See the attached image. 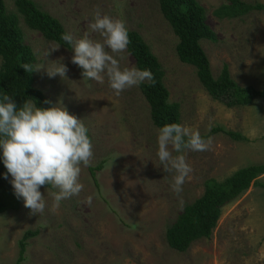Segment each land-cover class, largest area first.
Masks as SVG:
<instances>
[{
	"label": "rangeland",
	"instance_id": "rangeland-1",
	"mask_svg": "<svg viewBox=\"0 0 264 264\" xmlns=\"http://www.w3.org/2000/svg\"><path fill=\"white\" fill-rule=\"evenodd\" d=\"M31 1L75 38L88 33L90 39L102 42L99 33L88 29L97 8L102 14L123 19L128 31L137 33L157 59L168 103L177 105L179 124L201 135L222 128L241 134L246 141L217 133L208 138V150H185L192 172L182 191L173 192L171 176L156 156L158 129L151 122L140 86L117 96L106 75L103 83L83 80L82 69L71 63V47L59 46L46 57L45 51L57 45L29 30L19 17L34 68L52 67V62L60 61L68 69L64 78L49 77L43 67L35 70L34 88L52 104L62 103L70 114L83 120L94 155L91 165L82 167L79 179L83 189L78 195L53 207L52 192L56 190L41 186L46 200L42 213H33L21 198L17 210L0 214V264L16 262L18 241L26 231L37 234L27 241L21 264H264V174L256 179L261 185L252 183L221 209L209 239L193 242L184 253L170 249L165 239L167 228L184 208L203 195L206 181L222 182L240 169L264 164V99L235 107L213 100L199 83L195 68L179 61L178 39L161 15L158 0ZM195 1L204 9L205 23L217 39L200 42L212 78L217 79L226 66L239 87L261 91L264 0H237L257 8L222 19L215 12L229 0ZM3 2L9 14L18 15L14 0ZM105 50L116 55L107 47ZM122 55V68H136L127 49ZM98 166L101 169L92 177L90 169ZM89 196L91 205L86 203Z\"/></svg>",
	"mask_w": 264,
	"mask_h": 264
},
{
	"label": "trees",
	"instance_id": "trees-1",
	"mask_svg": "<svg viewBox=\"0 0 264 264\" xmlns=\"http://www.w3.org/2000/svg\"><path fill=\"white\" fill-rule=\"evenodd\" d=\"M159 10L169 24L173 34L178 39L176 55L179 61L196 70L199 83L206 93L215 101L226 107L247 106L255 99H264V87L261 91L253 88H241L232 81L226 66L220 76L213 79L208 59L200 46L203 40L216 42V35L205 23V11L195 0H158ZM18 15L9 14L5 3L0 0V92L13 96L17 107L25 100L36 103L37 107L47 108V100L43 94L34 88V71L27 72L25 64L34 67V57L31 49L24 44L22 31L19 27V17L29 30L38 32L49 42L67 50L70 46L61 40L65 33L62 25L49 14L41 11L31 0H14ZM257 8V7H255ZM237 0H229V4L221 6L216 16L233 18L255 9ZM130 43L127 53L134 59L137 69H147L153 79L140 84L139 88L150 110V119L154 127L159 129L164 124L178 123V108L168 103L169 93L164 87L163 72L157 59L148 46L135 32L128 31ZM217 133H223L233 141H246L239 133L227 132L222 128H214L201 135L208 139ZM101 166L90 169L92 177ZM6 169L0 162V174ZM264 174V164L252 165L235 172L222 182L208 180L204 183L203 195L186 206L176 222L165 232V239L170 249L184 253L190 245L198 240L209 239L219 220L221 209L246 192L250 185H261L257 178ZM43 187L50 188L44 185ZM18 199L10 187L9 177L0 175V214L17 210ZM36 232L26 231L18 241V257L14 264L24 261L27 241L36 236Z\"/></svg>",
	"mask_w": 264,
	"mask_h": 264
},
{
	"label": "clouds",
	"instance_id": "clouds-1",
	"mask_svg": "<svg viewBox=\"0 0 264 264\" xmlns=\"http://www.w3.org/2000/svg\"><path fill=\"white\" fill-rule=\"evenodd\" d=\"M88 29L99 33L102 42L90 39L88 33L80 38L70 32L61 35V40L74 53L71 63L82 69L83 80L103 83L106 75L109 87L119 96L127 88L153 79L147 69L121 67L122 54L130 43L123 19L102 14L97 8L92 12ZM58 47H49L45 56ZM105 47L116 55L110 54ZM55 62L52 67L41 65L34 68L25 64L23 68L32 72L43 67L49 77L59 75L64 78L67 66ZM44 103L50 106L41 108L25 100L17 107L13 96L0 92V162L6 169V173L0 175L5 179L10 175L14 196L22 198L24 206L38 214L46 207L41 186L56 190L52 192L53 207H58L61 201L82 191L81 170L91 165L94 155L92 140L83 120L70 114L62 103L52 104L48 100ZM210 144V139L203 138L198 130L178 123L164 124L158 129L156 156L163 171L171 176L173 192L182 191L192 172L185 150L206 151ZM86 203L91 205V196Z\"/></svg>",
	"mask_w": 264,
	"mask_h": 264
}]
</instances>
